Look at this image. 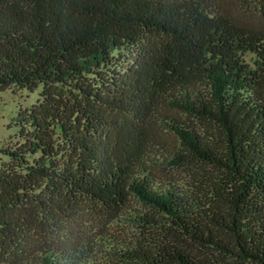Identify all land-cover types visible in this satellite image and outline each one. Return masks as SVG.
I'll return each instance as SVG.
<instances>
[{"label":"trees","instance_id":"16d2710c","mask_svg":"<svg viewBox=\"0 0 264 264\" xmlns=\"http://www.w3.org/2000/svg\"><path fill=\"white\" fill-rule=\"evenodd\" d=\"M230 1L0 0V92L39 89L0 149V264H264V29ZM88 203L143 235H78Z\"/></svg>","mask_w":264,"mask_h":264},{"label":"rangeland","instance_id":"374dc122","mask_svg":"<svg viewBox=\"0 0 264 264\" xmlns=\"http://www.w3.org/2000/svg\"><path fill=\"white\" fill-rule=\"evenodd\" d=\"M240 0L230 1V10L236 11L242 19L246 22L251 23L255 28L264 29V0H252L254 6L252 8L256 9L262 6L261 15H250L242 12L244 5L239 3ZM243 60L251 66L252 69L256 68L259 58L256 57L252 52H246L242 55ZM264 78V76H263ZM39 89L32 91L25 90H11L7 89L0 92V149L6 147L15 140L19 133V129L15 123H17V112L21 111L23 107H27L33 104L38 97ZM173 114L180 116L190 125L195 126L197 130H201L202 122L181 113H176L172 111ZM150 134L154 137L158 144L164 140L169 145H177V139L173 134L169 133L160 124H154L148 128ZM160 139V140H159ZM159 140V141H158ZM11 141V142H10ZM152 151L158 154H163L168 156L164 150L161 149L160 145H155L152 143ZM3 161H6V156L0 152V165ZM152 169L160 177L167 178H188L187 169L184 167H179L174 164L158 163L153 164ZM133 208L138 210H144V206L136 199L131 197L129 203ZM113 213L102 206L93 204H84L82 212L78 214V226L76 231L78 235L88 236L91 238L98 239L100 242L98 246L104 244L106 241H117L118 239L126 238L127 240H134L141 237L143 233L141 230L135 227V224L125 217L117 215L113 217ZM107 264H120L114 259L104 258L103 260Z\"/></svg>","mask_w":264,"mask_h":264}]
</instances>
